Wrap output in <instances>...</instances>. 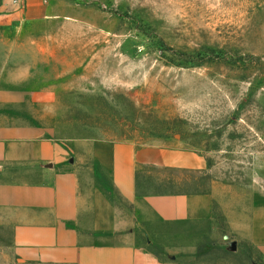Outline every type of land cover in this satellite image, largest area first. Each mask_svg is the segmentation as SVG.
Wrapping results in <instances>:
<instances>
[{"label":"rangeland","instance_id":"obj_1","mask_svg":"<svg viewBox=\"0 0 264 264\" xmlns=\"http://www.w3.org/2000/svg\"><path fill=\"white\" fill-rule=\"evenodd\" d=\"M0 103L71 157L86 139L199 153L201 170L145 165L139 191L219 185L243 206L264 192V0H0ZM135 230L163 259L264 264L217 201L208 221Z\"/></svg>","mask_w":264,"mask_h":264},{"label":"crops","instance_id":"obj_2","mask_svg":"<svg viewBox=\"0 0 264 264\" xmlns=\"http://www.w3.org/2000/svg\"><path fill=\"white\" fill-rule=\"evenodd\" d=\"M7 110L0 107V264H189L163 259L137 241L135 229L208 221L213 201L230 231L264 259L263 191L253 190L243 206L224 199L219 185L209 193L139 191L145 165L201 170L199 153L86 139L71 157L43 127ZM90 161L107 176L117 204L95 184Z\"/></svg>","mask_w":264,"mask_h":264},{"label":"trees","instance_id":"obj_3","mask_svg":"<svg viewBox=\"0 0 264 264\" xmlns=\"http://www.w3.org/2000/svg\"><path fill=\"white\" fill-rule=\"evenodd\" d=\"M155 192H160V191H155ZM201 192H206V191H200V192H197V191H192V192H182L183 194L185 193H201ZM171 193H181V192H171Z\"/></svg>","mask_w":264,"mask_h":264}]
</instances>
